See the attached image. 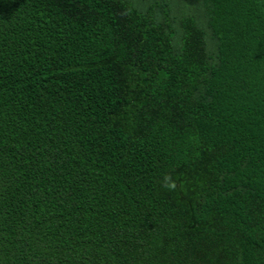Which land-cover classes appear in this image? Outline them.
Here are the masks:
<instances>
[{
	"label": "trees",
	"instance_id": "trees-1",
	"mask_svg": "<svg viewBox=\"0 0 264 264\" xmlns=\"http://www.w3.org/2000/svg\"><path fill=\"white\" fill-rule=\"evenodd\" d=\"M0 264H264V0H0Z\"/></svg>",
	"mask_w": 264,
	"mask_h": 264
}]
</instances>
